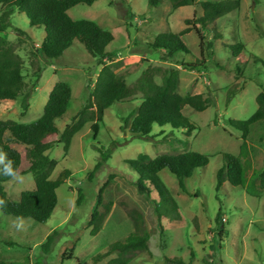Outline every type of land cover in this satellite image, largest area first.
I'll return each mask as SVG.
<instances>
[{
    "label": "rangeland",
    "instance_id": "1",
    "mask_svg": "<svg viewBox=\"0 0 264 264\" xmlns=\"http://www.w3.org/2000/svg\"><path fill=\"white\" fill-rule=\"evenodd\" d=\"M202 1L221 0H197L198 4L180 8H174L170 0H164L158 6L150 5L149 0H96L92 5H76L69 14L74 19L92 20L116 35L108 45L110 56L106 62L124 74L127 83L133 86L147 67H178L164 60L163 53L153 51L148 43L156 34L181 32L188 26V19L193 20L191 26L201 29L198 19L203 14ZM11 20L5 37L24 59L30 105L22 114L23 96L16 101L0 100V120L37 121L55 84L65 81L71 85L73 95L64 116L56 120L62 134L93 92L102 69L100 60L79 41L59 58L47 60L38 50L45 36L44 27H32L27 16L19 10ZM214 24L223 36L215 41L213 50L226 67L233 68L235 60L228 46L238 42L246 46L244 58L255 54L264 60V0H241L238 10L219 17ZM182 39L191 53H177V60L192 62L206 57V53H201V40L195 29ZM251 61L253 70L260 72L264 79L263 65ZM179 68V92L182 95L204 94L214 99L204 111L188 106L183 109L184 115L196 124V129L187 133L184 129L155 125L151 138L133 136L129 127L142 103V95L138 94L131 102L121 105L122 112L116 107L105 111L103 121L98 122L97 137L92 129L93 122H89L73 138L67 153L64 142L54 145L46 152L58 161L52 178H57L64 169H69L72 175L58 188V205L47 222L17 218L0 211V229L13 243L1 241L0 235V255L5 261L94 264L96 255L135 231L128 210L136 208L144 214L150 245L149 250L131 255L130 264H170L167 258L173 257L183 259L186 264H264V187L260 176L264 171V139L257 138L242 150V134L229 124L230 119L246 120L257 110V96L262 88L255 81L238 79L234 71L218 68L210 61L201 71ZM156 79L161 82V74ZM236 84L240 90L227 105L228 90ZM122 117L127 120V126ZM9 137L7 132L5 139ZM14 145L23 153L22 169L27 168L24 146ZM102 151H109L105 154L106 160L89 180L88 174L102 161ZM187 151L209 156V163L196 169L187 179L192 194L182 191L178 178L168 169L159 172L158 176L177 200L182 214L181 220L163 218L160 223L153 203L139 194L134 185L136 173L125 161L136 159L141 153L155 158ZM225 153L240 156L246 175L245 188L226 182L217 191V173L225 162ZM2 163L0 150V166ZM112 175L104 194V204L111 202L112 210L100 232L93 236L92 228L85 227L99 188ZM4 188L10 200L18 202L23 191L36 188L34 175H17L16 180L4 183ZM80 188L84 199L77 205ZM219 211L221 221L217 220ZM52 233H56L54 240L46 249L43 244ZM73 247V257L63 258ZM108 260L96 264H105Z\"/></svg>",
    "mask_w": 264,
    "mask_h": 264
},
{
    "label": "trees",
    "instance_id": "2",
    "mask_svg": "<svg viewBox=\"0 0 264 264\" xmlns=\"http://www.w3.org/2000/svg\"><path fill=\"white\" fill-rule=\"evenodd\" d=\"M95 1L0 0V100L16 101L23 96L22 114L28 110L30 105L29 85L24 74V59L5 37V32L12 25V15L16 10L27 16L32 27H44L45 36L38 50L45 59L59 58L76 41H79L91 55L99 58L102 65L95 88L90 94L86 105L72 119V122L66 125L62 134H60L56 120L64 116L73 95L71 85L65 81L55 84L49 94L43 114L37 121L22 123L13 119L0 120V150L3 154V163L0 166V201H3V203H0V211L3 214L17 218H31L39 223L47 222L58 205L57 190L62 184L67 183L72 172L69 169H64L57 178H52V173L58 166V161L52 159L46 152L54 145L64 142V149L67 153L73 138L89 122H93L92 129L94 136L97 137L98 122L103 121L105 111L116 107L119 112H122L121 105L131 102L135 95H142V103L129 127L133 136L151 138L150 135L155 125L161 128L170 126L173 129H184L187 133H191L196 129V124L184 115L183 109L188 106L198 111H204L214 103V99L210 96L206 97L204 94L182 95L179 92V66L188 70L201 71L207 68L210 61L218 68L234 71L238 79L255 81L262 88L257 96V110L248 119H230L229 124L241 132L243 138L242 150L247 148L249 142L255 141L257 138L264 139V79L260 72L253 70L251 61L261 63L264 68V60L255 54H251L249 58H244L246 46L244 43L238 42L228 46L231 57L235 59L233 68H230L216 58L213 50L215 41L223 36L214 24L215 21L219 17L238 10L241 7V0L202 1L200 5L203 14L198 19L201 29L196 25L191 26L193 20L188 19V26L179 33L156 34L148 45L153 51H161L164 60L175 63L178 67H147L133 86L127 83L124 74L118 73L106 62V58L110 56L108 45L115 40L116 35L92 20L74 19L69 14V10L80 3L92 5ZM170 1L174 8L198 4L197 0ZM163 2L164 0H149V4L152 6H158ZM192 29H195L200 36L201 53H206V57L197 58L192 62L179 61L176 59L177 53H191L182 36ZM20 32L26 34L24 31ZM158 74H161V82L156 79ZM239 90L238 84L228 90L227 105L231 103ZM88 112H90L89 115H87ZM123 120L127 126V120L125 118ZM7 132L10 133V137L5 139ZM14 143L25 148L28 163L25 169H22L23 153ZM108 152L102 151V161H99L93 171L88 174L89 180L102 167L103 161L106 160L105 154ZM223 158L225 162L217 173V191L226 182L233 186L245 188L246 175L240 156L225 153ZM209 160V156L205 154L187 151L178 154H162L155 158H151L146 153H141L136 159L126 160L125 163L136 173L134 185L137 187L139 194L153 203L161 223L163 218L181 220L182 214L177 200L158 176L159 172L168 169L178 178L182 191L192 194L186 181L193 176L196 169L208 165ZM9 168L14 170L16 176L27 173H33L34 175L36 188L23 191L18 202L10 200L4 188V183L13 179L5 174ZM260 176L264 187V171L260 173ZM113 177L114 175L99 188L95 206L85 227V229L92 228L90 233L93 236L100 232L105 219L112 210L113 204L111 202L104 204V194ZM152 194L155 196L152 197ZM83 199L84 193L80 188L76 204L80 205ZM128 214L134 223L135 231L126 239L112 243L107 251L96 255L93 258L94 264L107 258L109 260L105 264H130L131 255L149 250L150 235L146 228L144 214L136 208L129 209ZM221 218L222 214L219 211L217 220L221 221ZM55 234H50L43 244L46 249L53 242ZM0 235L3 237L1 241H5L9 245L13 244L1 229ZM74 247L70 250V253H64L63 258H72ZM167 262L170 264H186L179 257L167 258ZM0 264L17 263L5 261L0 255Z\"/></svg>",
    "mask_w": 264,
    "mask_h": 264
},
{
    "label": "clouds",
    "instance_id": "3",
    "mask_svg": "<svg viewBox=\"0 0 264 264\" xmlns=\"http://www.w3.org/2000/svg\"><path fill=\"white\" fill-rule=\"evenodd\" d=\"M7 176H11L14 180L17 179V176L13 169L9 168L8 171L5 173ZM0 203H3V201H0Z\"/></svg>",
    "mask_w": 264,
    "mask_h": 264
}]
</instances>
